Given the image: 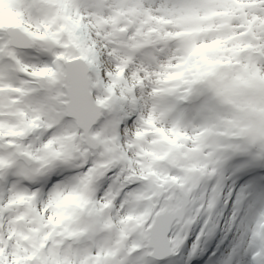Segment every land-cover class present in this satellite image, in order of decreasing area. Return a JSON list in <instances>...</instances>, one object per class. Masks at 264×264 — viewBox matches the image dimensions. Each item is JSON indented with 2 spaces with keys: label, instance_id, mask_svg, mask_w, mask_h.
Instances as JSON below:
<instances>
[{
  "label": "snow or ice",
  "instance_id": "1",
  "mask_svg": "<svg viewBox=\"0 0 264 264\" xmlns=\"http://www.w3.org/2000/svg\"><path fill=\"white\" fill-rule=\"evenodd\" d=\"M242 3L231 20L240 66L177 79L196 42L176 21L207 14L209 0H14L21 27L0 28V264H156L182 252L194 264L202 243L215 256L229 165L243 186L225 200L242 237L228 264H264V190L252 184L264 177V118L237 106L264 112L253 79L264 78V0ZM66 15L79 21L87 60L66 62L81 55L61 30ZM25 48L50 59L27 63ZM222 87L239 93L236 104ZM194 97L199 124L173 103ZM62 169L76 174L45 195L40 185ZM70 196L83 206L58 208Z\"/></svg>",
  "mask_w": 264,
  "mask_h": 264
},
{
  "label": "bare ground",
  "instance_id": "2",
  "mask_svg": "<svg viewBox=\"0 0 264 264\" xmlns=\"http://www.w3.org/2000/svg\"><path fill=\"white\" fill-rule=\"evenodd\" d=\"M240 1H242V0H240ZM242 3V2H241ZM245 5L243 4L241 7H244ZM225 11H222V13H224ZM14 12H12V8L9 6V4L7 3V2H4V0H0V23H2L6 28L8 27V28H10V27H15V26H19V25H21V20L18 18V17H16V15H14L13 14ZM231 13V12H230ZM232 13H234L233 11H232ZM66 18H65V20L66 19H69V17H72L71 15H66L65 16ZM71 19H73V21H74V18H71ZM181 21H182V18L181 19H178L177 21H176V24L178 25V26H181ZM223 22H225V21H223ZM66 27V26H65ZM78 30V29H77ZM77 30L76 31H72V33L73 34H75L76 32H77ZM81 38H83V37H77V36H75V39H73V42H74V44H78L79 42H81L80 41V39ZM84 39V38H83ZM219 43H216V46H220V48L224 51L222 54H221V56H219V57H217V56H213L211 59H213V60H217V59H222V58H225V57H229V58H231V57H233L232 55H233V52H234V49H233V47L232 46H230V45H228V44H225V42L223 41V42H220V41H218ZM218 48V47H217ZM77 51H79V52H81V55L80 56H77V58H79V57H83V55H86V53H87V48L84 46V43H81L79 46H78V48H77ZM200 58V57H199ZM198 58V59H199ZM209 65H211L212 63H208ZM207 64V65H208ZM206 64H205V62L204 63H200V64H198V66H197V68L199 69L198 70V72L196 73V74H201V75H199V76H197L196 78H201V77H204L205 76V74L209 71V70H213V69H216L215 67H211L210 69H207L206 70V73H204L205 71H201L200 70V68L202 67V66H205ZM44 76V75H43ZM253 78H255V77H253ZM246 86L247 87H254L255 85H253V84H246ZM236 93H238L237 91H235V90H232V89H230V88H227V87H222L221 88V94H222V96H223V98H224V95L223 94H225L226 96L225 97H227L226 99L228 100V101H230L232 104H236V101H237V99L239 98V93H238V95L237 96H230L231 94H236ZM249 106V109H245L244 110V113L245 114H251V113H253V114H255V115H257L258 114V112L259 111H261L260 110V108L258 107V105H257V103L256 102H246V103H244L242 106L243 107H245V106ZM237 106H239V105H237ZM129 127H131V124H129L128 125ZM191 158L192 159H194V161H193V163L195 164V155H191ZM196 168H199L198 166H196ZM69 201H70V203H75V204H77L78 206H80V207H82L83 206V202L79 199V198H71V199H69ZM66 204H68V203H66V202H61L59 205H58V208H60V209H62V206L63 205H66Z\"/></svg>",
  "mask_w": 264,
  "mask_h": 264
},
{
  "label": "rangeland",
  "instance_id": "3",
  "mask_svg": "<svg viewBox=\"0 0 264 264\" xmlns=\"http://www.w3.org/2000/svg\"><path fill=\"white\" fill-rule=\"evenodd\" d=\"M76 22L79 24V21L77 19H76ZM82 42L84 43V39H82ZM87 50L90 51L89 49H87ZM232 62H233V59H231V61H229V57H225L224 59L217 60L216 64H217V66L222 65V64H229L230 65ZM255 79L258 83L264 82V78H257L256 77ZM253 116H258V117L264 118V112H258V115H253Z\"/></svg>",
  "mask_w": 264,
  "mask_h": 264
}]
</instances>
